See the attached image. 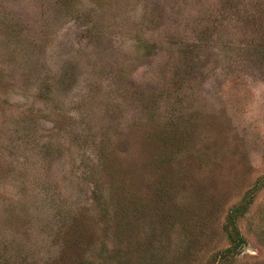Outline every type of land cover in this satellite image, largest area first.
<instances>
[{"label": "rangeland", "instance_id": "rangeland-1", "mask_svg": "<svg viewBox=\"0 0 264 264\" xmlns=\"http://www.w3.org/2000/svg\"><path fill=\"white\" fill-rule=\"evenodd\" d=\"M0 264H264V0H0Z\"/></svg>", "mask_w": 264, "mask_h": 264}, {"label": "trees", "instance_id": "trees-1", "mask_svg": "<svg viewBox=\"0 0 264 264\" xmlns=\"http://www.w3.org/2000/svg\"><path fill=\"white\" fill-rule=\"evenodd\" d=\"M240 207H243V205ZM231 234H232V242L234 243L233 248L242 247L245 244L242 236H240L236 227L233 226Z\"/></svg>", "mask_w": 264, "mask_h": 264}]
</instances>
